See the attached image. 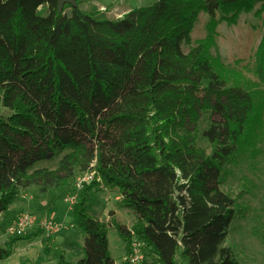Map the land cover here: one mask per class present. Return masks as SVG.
I'll return each mask as SVG.
<instances>
[{"label":"trees","instance_id":"trees-1","mask_svg":"<svg viewBox=\"0 0 264 264\" xmlns=\"http://www.w3.org/2000/svg\"><path fill=\"white\" fill-rule=\"evenodd\" d=\"M261 2L156 0L110 21L71 4L60 10L58 0H0V215L32 180L29 169L70 151L62 162L96 163L75 206L86 236L75 264H116L108 225L87 208L99 187L118 190L136 216L132 230L112 219L123 264H131L135 237L154 260L143 264H240L224 246L236 201L221 185L264 130V30L258 84L212 56L213 15L236 25ZM202 12L211 15L207 36L185 54ZM256 16L264 27V4ZM36 235L12 236L0 263ZM58 264L73 263L62 254Z\"/></svg>","mask_w":264,"mask_h":264},{"label":"rangeland","instance_id":"rangeland-1","mask_svg":"<svg viewBox=\"0 0 264 264\" xmlns=\"http://www.w3.org/2000/svg\"><path fill=\"white\" fill-rule=\"evenodd\" d=\"M155 2L156 0H80L75 6L82 12L96 15L97 20L117 21L134 10L149 7ZM263 4L264 2L259 3L252 12L241 14L236 25H228L222 21L220 11L213 15L219 26L216 44L211 49L212 56L220 58L226 66L240 71L258 84L255 74L256 53L264 27L262 18L257 17L256 12ZM40 13L46 15L47 11L41 9ZM65 15L71 17L72 9H66ZM210 19L209 13L200 14L192 33V45L182 44L185 54L207 36ZM208 125L205 117L202 131ZM197 146L212 154L211 145L202 137L198 139ZM69 153L70 151H65L53 161H42L28 170V175H33L32 180L27 187L21 189L20 197L9 210L0 216V247H4L12 237L9 228L23 214H31L40 222L54 221L61 229L49 236L37 225L35 232H32L37 237L19 242L14 248L13 256L0 264H58L62 254L73 264L83 258L86 236L74 223L75 205H71L70 200L75 197L78 202L83 190L80 188V181L95 168L96 163L87 167L79 162H62ZM221 189L236 201L235 219L224 246L234 251L240 264H264V130L258 135L254 152H247L243 158L228 165L223 174ZM88 199L89 213L108 225L107 236L112 258L117 264H123L127 257L125 245L113 226L112 219L132 230L136 224L134 212L122 204L123 197L118 190L99 187L88 195ZM134 241L140 244L137 237ZM141 250L145 260L150 263L154 261L147 246H141ZM178 261L181 264L180 258Z\"/></svg>","mask_w":264,"mask_h":264},{"label":"built area","instance_id":"built-area-1","mask_svg":"<svg viewBox=\"0 0 264 264\" xmlns=\"http://www.w3.org/2000/svg\"><path fill=\"white\" fill-rule=\"evenodd\" d=\"M94 176L95 171L87 174L86 177L80 181V188H83L85 183L92 182L94 180ZM70 204L76 206L77 199L75 197L71 198ZM37 225H39V227H41L49 236L57 233L61 229V226L54 221L45 220L43 222H40L31 214H23L13 222L12 226L9 228V234L11 236H23L27 233L35 231ZM138 241L140 242V244H136L134 241L133 254L130 258V262L132 264H141L145 260V257L141 250V246H145V244L140 240Z\"/></svg>","mask_w":264,"mask_h":264},{"label":"water","instance_id":"water-1","mask_svg":"<svg viewBox=\"0 0 264 264\" xmlns=\"http://www.w3.org/2000/svg\"><path fill=\"white\" fill-rule=\"evenodd\" d=\"M76 0H58V5H59V9L62 10L63 7L65 6V4H71L73 6L76 5ZM76 7V6H75ZM114 214L112 213L111 216H113Z\"/></svg>","mask_w":264,"mask_h":264},{"label":"crops","instance_id":"crops-1","mask_svg":"<svg viewBox=\"0 0 264 264\" xmlns=\"http://www.w3.org/2000/svg\"><path fill=\"white\" fill-rule=\"evenodd\" d=\"M82 1H84V0H82ZM113 1H114V0H113ZM1 215H2V214H1ZM1 215H0V216H1ZM33 232H35V231H33ZM27 234H32V232H30V233H27ZM115 261H116V260H115ZM116 264H117V262H116Z\"/></svg>","mask_w":264,"mask_h":264},{"label":"bare ground","instance_id":"bare-ground-1","mask_svg":"<svg viewBox=\"0 0 264 264\" xmlns=\"http://www.w3.org/2000/svg\"><path fill=\"white\" fill-rule=\"evenodd\" d=\"M242 42H243L244 45H246L244 40H242Z\"/></svg>","mask_w":264,"mask_h":264}]
</instances>
